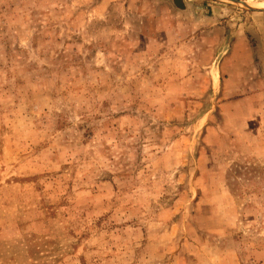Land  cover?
Segmentation results:
<instances>
[{
  "label": "rangeland",
  "instance_id": "374dc122",
  "mask_svg": "<svg viewBox=\"0 0 264 264\" xmlns=\"http://www.w3.org/2000/svg\"><path fill=\"white\" fill-rule=\"evenodd\" d=\"M241 1L0 0V264H264Z\"/></svg>",
  "mask_w": 264,
  "mask_h": 264
},
{
  "label": "water",
  "instance_id": "95a60500",
  "mask_svg": "<svg viewBox=\"0 0 264 264\" xmlns=\"http://www.w3.org/2000/svg\"><path fill=\"white\" fill-rule=\"evenodd\" d=\"M236 1L243 2V1H241V0H236ZM250 9H259V10H264V8H255V7H250Z\"/></svg>",
  "mask_w": 264,
  "mask_h": 264
},
{
  "label": "bare ground",
  "instance_id": "6f19581e",
  "mask_svg": "<svg viewBox=\"0 0 264 264\" xmlns=\"http://www.w3.org/2000/svg\"><path fill=\"white\" fill-rule=\"evenodd\" d=\"M263 6V5H262ZM261 7V6H260Z\"/></svg>",
  "mask_w": 264,
  "mask_h": 264
}]
</instances>
